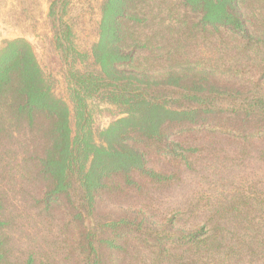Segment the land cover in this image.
I'll list each match as a JSON object with an SVG mask.
<instances>
[{"label":"trees","instance_id":"1","mask_svg":"<svg viewBox=\"0 0 264 264\" xmlns=\"http://www.w3.org/2000/svg\"><path fill=\"white\" fill-rule=\"evenodd\" d=\"M155 1L165 9H155ZM102 14L91 53L94 68L73 67L69 73L74 132L70 110L45 84L31 45L15 40L0 50V147L7 153L11 139L19 137L25 179L33 184L26 201L46 221L57 218L64 248L62 263L36 252L12 263L0 240V264H63L65 259L112 264L114 239H101L98 229L86 225L85 214L104 196L170 180L174 173L156 162L159 155L181 154L176 137L224 136L245 148L264 144V65L248 69L243 63L244 52L260 47L264 0H106ZM158 23L177 31L172 51L164 33L150 32ZM142 35L149 38L143 41ZM204 44L216 57L195 52L193 59L187 57L192 45L197 51ZM95 94L129 114L103 131L100 145L86 125L87 99ZM146 220L139 211L112 225L159 254L171 242L202 244L209 233L206 226L184 232L172 219Z\"/></svg>","mask_w":264,"mask_h":264},{"label":"rangeland","instance_id":"2","mask_svg":"<svg viewBox=\"0 0 264 264\" xmlns=\"http://www.w3.org/2000/svg\"><path fill=\"white\" fill-rule=\"evenodd\" d=\"M105 1L0 0V50L15 40L31 45L45 84L70 110L72 132L76 125L69 73L73 67L94 68L91 53L100 37ZM155 4V9H165L159 1ZM166 29L158 23L150 27V32L164 33L166 48L172 51L175 46L171 36L175 38L177 31ZM263 30L264 26L259 28L260 47L243 53L248 69L264 65ZM141 38L144 41L149 37ZM188 51L191 59L193 52L216 57L211 46L205 44L197 51L192 45ZM87 105L86 125L99 145L105 139L104 130L129 117L123 107L98 94L87 99ZM208 136L176 137L181 154L177 158L158 156L157 165L167 174L174 173L170 180L157 185L146 181V188L130 189L117 197L104 196L90 214H85L86 225L98 229L101 239H114L112 264H264V144L257 142V147L245 148L243 143L224 136ZM18 139H11L7 153L0 147V203L4 208L0 211V223L4 221L0 224V240L12 263L23 253L34 252L62 263L64 248L57 218L46 221L26 201L33 184L25 179L24 146L17 143ZM5 162H10L11 177L4 172ZM139 211L146 214L150 224L172 219L173 225L184 232L206 226L208 237L202 244L171 242L167 252L156 253L134 237L114 230V220L135 216ZM63 264L75 262L65 259Z\"/></svg>","mask_w":264,"mask_h":264}]
</instances>
